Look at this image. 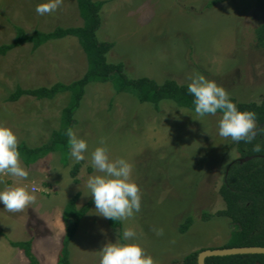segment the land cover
<instances>
[{
    "label": "rangeland",
    "instance_id": "obj_1",
    "mask_svg": "<svg viewBox=\"0 0 264 264\" xmlns=\"http://www.w3.org/2000/svg\"><path fill=\"white\" fill-rule=\"evenodd\" d=\"M98 1L104 4L97 38L114 44L107 61L122 63L128 77L187 85L189 77L199 73L238 102H261L264 48L258 46L254 31L264 23V13L255 8L254 0ZM211 1L215 3L208 7ZM42 2L0 0V45L13 39L12 25L30 34L81 24L75 0H63L54 13L38 15L35 7ZM85 67L73 37L50 41L33 52L24 44L0 56V123L30 148L47 143L59 127L68 94L39 101L23 96L15 103L6 98L16 86L27 90L68 84ZM165 102L155 111L129 93L116 94L109 81L89 84L73 124L76 135L87 141L85 160L75 163L68 154L66 165L59 153H50L30 166L21 162L29 172L26 180L0 177V190L19 184L36 196L35 203L19 213H9L0 204V264L13 251L9 241L30 239L39 264H57L65 226L62 210L76 193L78 208L92 200L86 181L97 173L90 153L101 139L110 159L125 158L134 165L132 179L141 190V210L119 221L118 230L95 213L92 203L70 241V264H99V250L119 240L125 227L136 232V242L156 264H176L192 252L221 249L237 229L227 218L216 216L225 208L218 191L226 169L239 158L235 142L218 136L219 115L199 122L192 111L169 112ZM74 164H79L76 183L69 176ZM204 214L210 218L203 220ZM188 216L192 226L181 233L179 226ZM154 229H162V234ZM8 264L27 260L15 248Z\"/></svg>",
    "mask_w": 264,
    "mask_h": 264
},
{
    "label": "trees",
    "instance_id": "obj_2",
    "mask_svg": "<svg viewBox=\"0 0 264 264\" xmlns=\"http://www.w3.org/2000/svg\"><path fill=\"white\" fill-rule=\"evenodd\" d=\"M215 1L207 4L213 6ZM103 2L98 0H75L76 10L81 24L72 27L56 26L51 31L41 32L34 30L27 34L16 25H12L14 31L13 39L6 44L0 45V56L24 44L31 45V51H36L44 44L60 40L65 37L75 38L81 49L86 62L82 75L68 84L55 83L49 87H38L23 90L16 86L14 91L6 98L7 102L15 103L21 97L27 96L34 100H51L61 93L68 94V102L60 113L59 127L50 133L47 143L39 147L30 148L25 143H19L21 162L30 166L50 153H59L60 162L67 165L69 147L65 130L73 129L74 114L78 110L85 93V88L92 83L111 82L116 94L129 93L133 95L140 104H150L155 111H159V105L163 101L172 100L181 109L192 111L193 97L187 93V85H179L175 81L166 80L158 84L146 77L130 78L124 71L122 63H109L107 54L114 44L109 41H100L97 31L101 25L100 11ZM254 6L264 13V0H254ZM255 39L261 48H264V23L259 25L255 31ZM242 111H254L257 113L258 124L264 123V96L260 103H242L231 98ZM194 112V111H192ZM219 115V113L217 114ZM260 143L264 147V136L257 137L251 144L243 142L236 143L238 159L252 157L251 160L239 163L232 161L227 169L223 183L218 194L225 204L224 210L218 211L216 216L225 217L232 225L237 227L230 233L229 239L221 249L260 247L264 248V151L256 153L252 151L254 144ZM79 164H74L69 171V176L74 183L77 182L76 175ZM79 194L73 195L62 210L64 223V235L61 241L57 264H70L69 244L76 233L80 220L89 211L92 200H88L83 206L77 207L76 201ZM203 220L210 218L207 214L201 217ZM193 223L188 216L179 226V231L185 233ZM109 225L120 230V222L109 219ZM120 240L121 235L118 234ZM10 247L21 251L27 260V264H39L32 252V240L21 242H8ZM201 251L192 252L184 256L176 264H197V256ZM264 264V255H235L226 257H208L204 264Z\"/></svg>",
    "mask_w": 264,
    "mask_h": 264
},
{
    "label": "clouds",
    "instance_id": "obj_3",
    "mask_svg": "<svg viewBox=\"0 0 264 264\" xmlns=\"http://www.w3.org/2000/svg\"><path fill=\"white\" fill-rule=\"evenodd\" d=\"M62 3L63 0H44L36 5L35 11L38 15L51 14ZM187 93L193 97L192 111L198 117L195 120L201 122L199 118L219 113V137L251 144L257 137L264 136V127L258 124L257 113L240 110L229 93L214 80L193 73L189 77ZM165 103L172 109L169 112L179 109L181 114H187L174 101L168 100ZM65 135L68 138L69 158L75 163L84 161L88 152L87 141L78 137L71 127L65 130ZM99 143L100 146L90 153V165L97 174L89 176L86 181L88 195L91 196L98 216L114 222L127 221L141 210V190L132 179L134 165L125 158L110 159L103 139ZM252 151L260 153L264 147L256 143ZM4 176L26 180L29 172L21 165L18 136L11 127L0 123V177ZM35 201V194L19 184L0 190V204L9 213L23 212ZM154 231L156 235L162 234V229ZM136 236L132 228L125 227L120 240L107 243L99 250V264H156L154 258L136 242Z\"/></svg>",
    "mask_w": 264,
    "mask_h": 264
},
{
    "label": "water",
    "instance_id": "obj_4",
    "mask_svg": "<svg viewBox=\"0 0 264 264\" xmlns=\"http://www.w3.org/2000/svg\"><path fill=\"white\" fill-rule=\"evenodd\" d=\"M264 127V123L260 124ZM252 157H246L243 159H237L239 163H244L251 160ZM235 255H264V248L260 247H241L230 249H214V250H202L197 256V264H204V259L208 257H226ZM259 264V263H255Z\"/></svg>",
    "mask_w": 264,
    "mask_h": 264
},
{
    "label": "crops",
    "instance_id": "obj_5",
    "mask_svg": "<svg viewBox=\"0 0 264 264\" xmlns=\"http://www.w3.org/2000/svg\"><path fill=\"white\" fill-rule=\"evenodd\" d=\"M4 245V243H2ZM10 247V246H9ZM11 249L13 250H9V251H12V253L10 254V257L5 261V264H8V262L11 260V257H12V254L14 253L15 251V248L11 247Z\"/></svg>",
    "mask_w": 264,
    "mask_h": 264
},
{
    "label": "built area",
    "instance_id": "obj_6",
    "mask_svg": "<svg viewBox=\"0 0 264 264\" xmlns=\"http://www.w3.org/2000/svg\"><path fill=\"white\" fill-rule=\"evenodd\" d=\"M35 190V189H34Z\"/></svg>",
    "mask_w": 264,
    "mask_h": 264
}]
</instances>
